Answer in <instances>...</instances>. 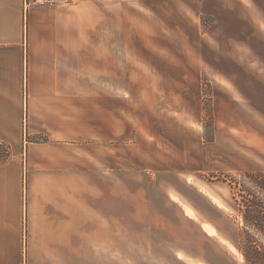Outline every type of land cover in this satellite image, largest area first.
Listing matches in <instances>:
<instances>
[{
	"label": "crops",
	"instance_id": "0c3cea01",
	"mask_svg": "<svg viewBox=\"0 0 264 264\" xmlns=\"http://www.w3.org/2000/svg\"><path fill=\"white\" fill-rule=\"evenodd\" d=\"M46 1L25 14L0 0V264H224L123 227L171 211L194 222L184 179L249 163L264 0ZM186 39L241 51V72L201 75L191 60L187 73Z\"/></svg>",
	"mask_w": 264,
	"mask_h": 264
},
{
	"label": "rangeland",
	"instance_id": "374dc122",
	"mask_svg": "<svg viewBox=\"0 0 264 264\" xmlns=\"http://www.w3.org/2000/svg\"><path fill=\"white\" fill-rule=\"evenodd\" d=\"M204 22H207V19ZM154 40L159 41L158 38ZM175 40L181 42L183 39L176 36ZM186 40L189 46V43H192V39ZM174 53L175 55H173ZM170 54L172 57H177V51H170ZM179 56L186 59L187 73L193 72V67L189 66V61L191 60L202 61V65L197 66L201 75H205V73L214 75L241 72V51L200 49L192 45L185 50L183 55L180 52ZM229 61L230 63L234 61L236 64H228ZM209 90L211 91L212 100L211 84L208 82V84L203 85L202 81L201 119L206 130L204 135L206 141L211 138L213 140L212 112L211 118H209L206 110L209 108V103H205L206 113L203 112V102L206 100L205 93L210 95ZM261 125L264 126V123L259 126L257 122H252L248 129L243 128L245 132H248V137L251 141V146L248 148L249 163L243 164L240 161L241 163L239 164L240 167L244 166L243 170L232 172L210 171L199 173L192 177L193 179H184L185 192L189 197H192L198 207L196 211L185 207L186 215L192 218L194 222L181 216L177 211H171L169 215H160L153 219L148 218L143 221L141 226L123 227V229H132V231L135 230L143 236L153 237L155 241L154 246L151 248L192 249L201 253L207 261H220L224 264H246L237 249L238 224L235 220L236 209L231 200L229 188L227 184L211 180L209 175L230 173L235 176L243 172L264 171V144L262 143L264 141L262 139L264 137V127ZM207 187H209L208 190L206 189ZM205 222H210L212 225ZM150 223L151 225H148ZM237 261L240 262L237 263Z\"/></svg>",
	"mask_w": 264,
	"mask_h": 264
},
{
	"label": "trees",
	"instance_id": "16d2710c",
	"mask_svg": "<svg viewBox=\"0 0 264 264\" xmlns=\"http://www.w3.org/2000/svg\"><path fill=\"white\" fill-rule=\"evenodd\" d=\"M205 84L208 82L203 78V85ZM205 97L203 112L206 113L205 103H209L206 110L211 118V91L210 95L205 93ZM207 141H212V138ZM7 154V150L0 148V160ZM209 178L227 184L229 188L238 224L237 249L245 263L264 264V171L243 172L235 176L217 173L210 174Z\"/></svg>",
	"mask_w": 264,
	"mask_h": 264
},
{
	"label": "built area",
	"instance_id": "2783aa9c",
	"mask_svg": "<svg viewBox=\"0 0 264 264\" xmlns=\"http://www.w3.org/2000/svg\"><path fill=\"white\" fill-rule=\"evenodd\" d=\"M46 3V0H23V11L26 14L31 7L42 6Z\"/></svg>",
	"mask_w": 264,
	"mask_h": 264
}]
</instances>
